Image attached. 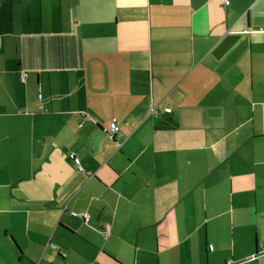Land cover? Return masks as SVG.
Returning a JSON list of instances; mask_svg holds the SVG:
<instances>
[{"label": "crops", "instance_id": "obj_1", "mask_svg": "<svg viewBox=\"0 0 264 264\" xmlns=\"http://www.w3.org/2000/svg\"><path fill=\"white\" fill-rule=\"evenodd\" d=\"M253 257L264 0H0V264Z\"/></svg>", "mask_w": 264, "mask_h": 264}, {"label": "built area", "instance_id": "obj_2", "mask_svg": "<svg viewBox=\"0 0 264 264\" xmlns=\"http://www.w3.org/2000/svg\"><path fill=\"white\" fill-rule=\"evenodd\" d=\"M228 4H229V2H227V5ZM165 112L166 113H170L171 110L170 109H165ZM110 134H111V136H112L113 139H116L117 137H121L122 136V133L120 131V128H119V126L116 123V120H114L113 123L111 124ZM118 147H120V144H118ZM77 164H78V162H77ZM88 218L89 217L87 216L86 219H88ZM210 249L213 250V247L211 246ZM250 261H251L252 264H257V262H256L257 261V258L256 257L251 258Z\"/></svg>", "mask_w": 264, "mask_h": 264}, {"label": "trees", "instance_id": "obj_3", "mask_svg": "<svg viewBox=\"0 0 264 264\" xmlns=\"http://www.w3.org/2000/svg\"><path fill=\"white\" fill-rule=\"evenodd\" d=\"M115 140V139H114Z\"/></svg>", "mask_w": 264, "mask_h": 264}]
</instances>
